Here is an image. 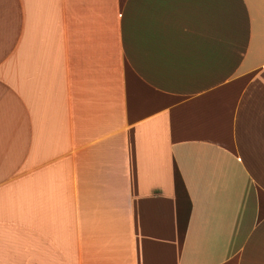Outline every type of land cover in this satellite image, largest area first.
I'll list each match as a JSON object with an SVG mask.
<instances>
[{"label": "crops", "instance_id": "0c3cea01", "mask_svg": "<svg viewBox=\"0 0 264 264\" xmlns=\"http://www.w3.org/2000/svg\"><path fill=\"white\" fill-rule=\"evenodd\" d=\"M0 264H264V0H0Z\"/></svg>", "mask_w": 264, "mask_h": 264}]
</instances>
